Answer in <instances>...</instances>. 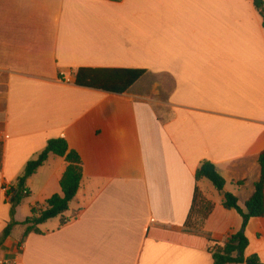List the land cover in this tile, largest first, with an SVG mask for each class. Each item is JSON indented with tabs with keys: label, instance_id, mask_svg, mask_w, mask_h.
<instances>
[{
	"label": "crops",
	"instance_id": "crops-1",
	"mask_svg": "<svg viewBox=\"0 0 264 264\" xmlns=\"http://www.w3.org/2000/svg\"><path fill=\"white\" fill-rule=\"evenodd\" d=\"M79 68L147 72L117 94L77 86ZM150 75L169 83L146 86ZM55 138L81 158L78 193L64 223L47 221L21 247L16 226L0 264H214L207 235L224 243L243 227L223 194L245 209L264 151V27L253 0H0V239L7 191ZM204 161L223 192L196 181ZM66 166L49 156L16 222L61 194ZM196 188L204 203L192 210ZM245 235L246 256L264 263V217Z\"/></svg>",
	"mask_w": 264,
	"mask_h": 264
},
{
	"label": "trees",
	"instance_id": "trees-1",
	"mask_svg": "<svg viewBox=\"0 0 264 264\" xmlns=\"http://www.w3.org/2000/svg\"><path fill=\"white\" fill-rule=\"evenodd\" d=\"M253 2L262 17L264 27V0H253ZM146 72L144 69L130 68H79L76 71L75 84L81 87L124 94ZM50 155L64 158L67 163L66 170L60 180L61 194H55L42 205L32 207L30 215L22 223H18L13 217L16 207L28 197L27 181L42 167ZM258 163L260 178L255 184L253 195L245 203V209L239 206L236 196L227 192L223 194L224 207L238 212L243 218V227L241 231L230 236L224 243L217 242L207 235L210 245L209 251L212 254L214 264H264L257 255L246 256L249 240L245 235V229L251 219L264 217V151L260 153ZM82 176V162L79 154L69 148L65 139H50L38 157L27 164L23 175L18 179L16 188L13 191H7L8 196H11V220L3 231L0 246L11 236L13 229L18 225L24 227L18 238V246L21 247L31 233H41L40 226L47 221L62 217L61 220L64 223L63 215L68 211L70 203L78 193ZM195 179L197 182L202 179L209 180L219 192H223L226 186V180L220 175L216 166L209 161H204L197 169ZM24 191L27 193L25 194ZM198 201L204 203L198 188H196L192 210ZM203 208L206 210L205 218L211 212L212 205L210 203L203 204Z\"/></svg>",
	"mask_w": 264,
	"mask_h": 264
},
{
	"label": "rangeland",
	"instance_id": "rangeland-1",
	"mask_svg": "<svg viewBox=\"0 0 264 264\" xmlns=\"http://www.w3.org/2000/svg\"><path fill=\"white\" fill-rule=\"evenodd\" d=\"M259 13V12H258ZM260 14V13H259ZM261 16V15H260ZM165 82L166 84L167 83H169V80L167 79V78H164V77H162V78H155V77H153L152 75H150V76H147L145 79H144V84L146 85V86H149V87H151L153 84H157L158 82ZM160 110V109H159ZM210 182V181H209ZM211 184V183H210ZM25 199H27V198H25ZM24 199V200H25ZM67 212H65V214H66ZM64 214V215H65ZM64 215H63V217H64ZM62 219V217H57V218H55L54 220H61ZM192 223V222H191ZM201 223H202V221H196L195 223H193L194 224V226L193 227H196V226H199L200 227V225H201ZM192 226V225H191ZM40 228H42V227H40ZM16 231V230H15Z\"/></svg>",
	"mask_w": 264,
	"mask_h": 264
},
{
	"label": "built area",
	"instance_id": "built-area-1",
	"mask_svg": "<svg viewBox=\"0 0 264 264\" xmlns=\"http://www.w3.org/2000/svg\"><path fill=\"white\" fill-rule=\"evenodd\" d=\"M24 193L26 194V193H27V191H24Z\"/></svg>",
	"mask_w": 264,
	"mask_h": 264
},
{
	"label": "water",
	"instance_id": "water-1",
	"mask_svg": "<svg viewBox=\"0 0 264 264\" xmlns=\"http://www.w3.org/2000/svg\"><path fill=\"white\" fill-rule=\"evenodd\" d=\"M238 255H239V253H238Z\"/></svg>",
	"mask_w": 264,
	"mask_h": 264
}]
</instances>
